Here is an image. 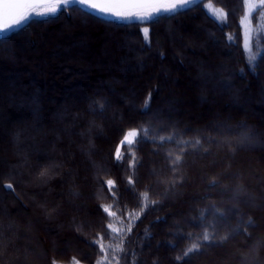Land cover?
<instances>
[{"label": "trees", "instance_id": "16d2710c", "mask_svg": "<svg viewBox=\"0 0 264 264\" xmlns=\"http://www.w3.org/2000/svg\"><path fill=\"white\" fill-rule=\"evenodd\" d=\"M205 3L226 12V21L194 6L152 24L148 42L138 22L103 18L78 5L47 22L33 17L0 38V264H70L73 257L96 264L102 254L92 241L101 236L106 247L119 245L115 252L108 248L112 264H238L242 239L223 247L200 239L204 227H215L217 239L236 227L208 216L213 205L224 210L227 204L219 190L207 191L214 179L246 187L241 214L255 221L253 235H264V23L254 13L251 68L243 0ZM64 20L73 39L33 52L31 42L62 31ZM226 83L231 92L222 91ZM149 93L152 111L144 115ZM229 118L231 127L244 123L262 134L233 159L230 150L205 142L212 136L205 129ZM145 128L147 142L130 146L118 164L114 153L124 133ZM197 138L201 145L194 146ZM45 167L51 171L41 182ZM225 174L239 179L222 180ZM108 179L116 181V196ZM101 205H111L116 217ZM201 211L206 224L196 227ZM109 222L120 232L112 233ZM193 243L202 246L177 261ZM259 257L264 264V250Z\"/></svg>", "mask_w": 264, "mask_h": 264}, {"label": "snow or ice", "instance_id": "6c2138e0", "mask_svg": "<svg viewBox=\"0 0 264 264\" xmlns=\"http://www.w3.org/2000/svg\"><path fill=\"white\" fill-rule=\"evenodd\" d=\"M70 5H78L82 8H87L92 12H95L102 16H110L116 20L131 22H138L140 31L142 32L143 39L148 42L150 39V26L154 23H158L161 19H173L177 15L182 14L185 10H194V6H200L207 10V13L214 17L217 21L224 22L226 20V12L221 8H214L211 3H205V0H0V33H6L9 30L21 28L23 25L29 23L33 17L42 18V22H47L43 18L56 17L61 11L67 12ZM245 8L244 18L241 20V24L245 28L244 36V50L249 55L247 57L248 64L251 68H255V61L257 55L252 54L253 48L251 46L250 38V17L253 13H257L262 20H264V0H243ZM234 37L229 36L228 41L231 42ZM243 72V70H241ZM201 75H204L201 73ZM215 79V77H213ZM222 91L231 92L232 85L226 83L222 85ZM152 93L148 94V97L144 101L143 113L147 115L152 111L150 100ZM232 103H238V97L233 96L231 98ZM103 109V104L101 105ZM95 114V113H93ZM103 111H101V115ZM155 117L162 115L160 109H156L153 113ZM231 118L222 123H215L210 129H205V132L210 131L212 133L211 138L205 139L206 143L215 145L217 148H224L231 151V155L228 159H233L235 151H244L259 143L257 134L253 132L248 125L244 123L237 124L235 127H231ZM91 127V126H90ZM191 131V130H189ZM143 133L141 135L140 133ZM149 131L147 128L142 130L131 129L124 133L121 141L116 146L114 159L119 164L125 160L124 151L130 146L139 143H146ZM203 134L198 133V136ZM218 137L219 139H216ZM169 140L173 137L169 136ZM233 140L235 142H233ZM180 143H187L186 141H179ZM195 145H201V139L197 138L194 142ZM127 159H134L133 156H128ZM181 157L177 155L172 162L174 165H179ZM134 167V165H129ZM231 165H227L230 167ZM177 168L173 167L172 171H176ZM51 171L50 167H45L39 174L41 182H46L48 175ZM239 177L234 174H225L222 180H238ZM127 183L133 185L135 181L128 178ZM107 190L116 196V181L108 179L106 181ZM175 183H173V187ZM6 189L12 190L13 184L8 183L4 185ZM219 190L218 198L221 202H227L224 210L215 207L213 205L208 212V216L212 217L215 221L229 224L235 222L236 227L231 229L225 235L219 237L215 234V227L213 231L209 232L208 227H204L203 234L200 239L203 241L204 246L207 247H223L228 243L242 239L243 245L237 246L236 252L240 254L238 264H260L259 253L264 250V235H253L257 232L255 228V221L251 217H244L241 214L240 206H248V199L244 197V193L247 191L246 187L242 184H237L234 188L229 187L222 182L212 180L207 191ZM148 194H144V199L147 200ZM217 197L203 196L200 198L204 200H215ZM195 202V201H194ZM102 212L107 217H116V212L111 210V205H101ZM129 216L132 213L128 214ZM139 217H137L138 219ZM198 223L196 227H200L206 224L205 211H201L198 217L195 218ZM107 227L111 229L112 233H119L120 229L113 226L111 222L107 224ZM79 230V229H78ZM130 231V228L126 229ZM191 235V233H189ZM104 237L92 241V243L99 245V253L102 255L97 259L96 264H112V260L116 259L113 255L112 259H109L108 248H112L115 252L119 249V245L113 247L109 244L107 247L103 243ZM202 245L193 243L191 247L187 248L183 252L182 256H177L175 259L181 261L189 256L190 253L198 251ZM51 264H59V261L53 259ZM70 264H81V261L72 258Z\"/></svg>", "mask_w": 264, "mask_h": 264}, {"label": "rangeland", "instance_id": "374dc122", "mask_svg": "<svg viewBox=\"0 0 264 264\" xmlns=\"http://www.w3.org/2000/svg\"><path fill=\"white\" fill-rule=\"evenodd\" d=\"M214 7V6H213ZM215 8V7H214ZM85 9V8H84ZM86 10H88V11H90L89 9H86ZM95 13V12H94ZM95 14H97V13H95ZM99 15V14H98ZM253 15H254V13H253ZM253 15H252V17H250V25H249V27H250V38H251V36H252V27L254 28V22H253ZM99 16H101V17H103V18H107V19H113V20H116L115 18H112V17H110V16H102V15H99ZM244 18V17H243ZM260 20V24L262 25L263 23H264V20H262L261 18L259 19ZM116 21H120V22H126V21H121V20H116ZM226 21V20H225ZM63 23V26H61V28H62V31H58L57 33H54V34H52L51 36H49V38H47L46 40H42V38H40V40L39 41H36V42H31V45H32V47H33V52H35L36 54H37V51L38 50H43L44 48H48V47H50V46H56V44H57V42H59V41H63V42H66V39H73V37H71V36H73L72 35V33L70 32V31H68L69 30V28L70 27H68L67 25L68 24H65L66 23V21L64 20V21H60V24H62ZM80 23L84 26V25H87V24H85L83 21H80ZM88 26V25H87ZM243 27H244V25H243ZM18 29V28H17ZM244 32H245V28H244ZM27 35L29 36V35H31V33H27ZM66 38V39H65ZM117 49H118V47H117ZM15 59V58H14ZM35 69V68H34ZM36 71V70H35ZM66 73H70L71 74V72L70 71H68V72H66ZM74 248H76V247H74Z\"/></svg>", "mask_w": 264, "mask_h": 264}, {"label": "water", "instance_id": "95a60500", "mask_svg": "<svg viewBox=\"0 0 264 264\" xmlns=\"http://www.w3.org/2000/svg\"><path fill=\"white\" fill-rule=\"evenodd\" d=\"M1 34H4V33H0V35H1Z\"/></svg>", "mask_w": 264, "mask_h": 264}]
</instances>
